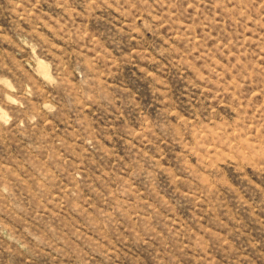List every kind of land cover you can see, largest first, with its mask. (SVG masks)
<instances>
[{"label":"rangeland","instance_id":"rangeland-1","mask_svg":"<svg viewBox=\"0 0 264 264\" xmlns=\"http://www.w3.org/2000/svg\"><path fill=\"white\" fill-rule=\"evenodd\" d=\"M0 264H264V0H0Z\"/></svg>","mask_w":264,"mask_h":264}]
</instances>
